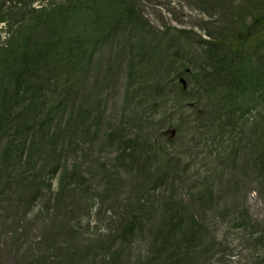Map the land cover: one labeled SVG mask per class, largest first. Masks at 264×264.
<instances>
[{"label": "rangeland", "instance_id": "obj_1", "mask_svg": "<svg viewBox=\"0 0 264 264\" xmlns=\"http://www.w3.org/2000/svg\"><path fill=\"white\" fill-rule=\"evenodd\" d=\"M254 10L0 0V264H264Z\"/></svg>", "mask_w": 264, "mask_h": 264}, {"label": "trees", "instance_id": "obj_2", "mask_svg": "<svg viewBox=\"0 0 264 264\" xmlns=\"http://www.w3.org/2000/svg\"><path fill=\"white\" fill-rule=\"evenodd\" d=\"M255 25L251 28H245L244 25L239 29L240 41L233 45V50L242 49L245 41H254L258 47L264 50V10L252 11ZM260 26V27H259ZM251 30V31H250Z\"/></svg>", "mask_w": 264, "mask_h": 264}]
</instances>
